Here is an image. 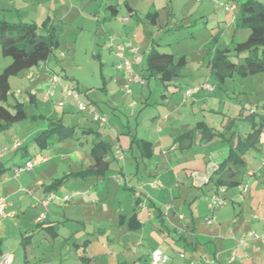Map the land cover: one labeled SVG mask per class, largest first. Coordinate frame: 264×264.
Instances as JSON below:
<instances>
[{"label":"rangeland","instance_id":"374dc122","mask_svg":"<svg viewBox=\"0 0 264 264\" xmlns=\"http://www.w3.org/2000/svg\"><path fill=\"white\" fill-rule=\"evenodd\" d=\"M27 1L0 0V18L11 21L22 19L40 22L45 15L41 16L36 7L27 5L33 3L30 0ZM34 1L32 0V2ZM54 1H63V4L68 7L67 9L70 8L71 12L63 19L64 28L59 34V46L52 50L47 59L48 62L44 65L48 64L50 72L47 73V78L45 77L40 81L48 84L50 76L56 73L61 84L69 85L78 94V100L85 105L86 109L79 110L77 99L64 96L60 84L54 86L55 95L51 96L50 99L44 100L46 89L38 88L35 89L36 99L30 100L28 91L37 87L38 82L40 83L39 79H35V77L41 74L45 75L47 67L34 70L32 79L27 78L25 71L8 78L16 98L24 102L23 106L29 117L0 133V150L3 154L8 152L0 159L3 164L8 166L4 172L12 171V161H23L22 163H24L28 157V155H22L18 152H9L13 141H10L11 138L5 137L6 132L12 135L16 132L14 134L16 137L24 138L22 146L27 147L28 153H34L35 150L32 146H35L36 151L39 150V147H36L37 145L27 138V135L34 129L44 128L45 117H61L62 122L72 126L71 130L76 129L74 134L79 136V140L74 135L59 140L54 136L53 139L48 140L45 148L56 146L55 151L59 158L58 169L60 171H62L61 167L66 164L61 154L66 152L69 146H78L81 150H85L88 157L90 141L97 133L99 137L112 144L106 156L113 159L115 136L121 131L124 132L122 135L125 136L128 131L138 133V135H146L154 147V156L152 157L165 160L170 158L175 162L177 159L174 155L178 156L179 151L174 152L165 149V153H162L163 149L157 142H154V132L164 123H168V121H163L158 124L157 120L165 111L173 109L178 98L182 97V95L180 96L182 94L181 89L178 86L185 87L184 85L187 83L195 86L204 82L215 85V89L209 95L214 96L216 100H209L208 106H204V111L199 112L198 118H192L193 121L194 119L205 120L210 123L213 121L215 126L221 127L219 130H223L225 124L232 123V129L235 131L246 129L249 131L252 126V118L254 117L257 122L264 115V72L253 75L250 77L253 78V82L241 86L244 78L226 79L222 84L216 83L209 75L207 68V61L212 57L216 47L223 44L231 45V42H241L248 34L247 29L240 28L235 31L231 23L233 16L238 12L240 0ZM258 1L264 3V0ZM108 4L116 5L117 13L115 16L112 15ZM129 6L134 9L130 10ZM150 12L151 14L148 15ZM124 17L129 19L124 21ZM135 34L138 35L137 38L134 36ZM129 41L141 49L140 52L143 57L150 50L152 43L159 51L171 52L176 56L184 54L187 64L182 69V74L171 85H165L153 75H148L146 70L143 71L144 77L142 76L144 85L129 81L125 78L126 74L116 68L114 63L116 59L111 54L114 45ZM111 46L113 47L110 48ZM10 61L11 57L4 56L0 46V71ZM250 78L248 77L247 80ZM126 88H129L130 93L124 91ZM140 88L143 91L142 96L140 95ZM57 93L63 97H58ZM164 93L165 95H163ZM9 100L13 101L14 99L10 96ZM59 101H63V104L57 105ZM132 102L135 105L131 104ZM234 105L238 107L235 108ZM91 109L98 115V120L94 121L93 116L95 115L88 112ZM240 111H243L242 114L244 113L245 116L242 117ZM102 119L106 123L99 126L97 122ZM78 141L84 143L81 144ZM170 142L171 140H168V144ZM168 144L165 148H168ZM196 147L200 148V146ZM202 155L203 153L200 152L193 159L195 161H193L194 168L200 172L210 170L201 161ZM244 156L247 161L249 158L257 159L259 153L252 148L247 150ZM124 158L127 162L132 161L127 156ZM24 172L27 171L24 170ZM209 175L212 176L213 173ZM57 177H63L62 172H59ZM111 183L109 191L107 193L102 192L103 196H101V192L97 193L94 190L93 193L88 194L85 199V210L79 218L74 216L76 219L66 220L64 203L53 200L49 206L48 218L54 220L57 227L55 226L53 230L47 233V239L41 232L37 236L36 232L38 233L40 228L36 229V225L33 226V230H29L30 226L28 225L30 224L27 223L29 218L26 213L23 217V226L29 227V229L26 228L25 232L34 235L33 239L25 244L28 247L27 255L22 246L16 247L20 237L19 239L16 237L7 239L1 245L4 250L11 254L13 264H92L90 259H80V251L82 252L86 246L87 249H91L90 251L93 249V254L100 255L98 248H90L91 242H94L97 236H100L101 240H107V236L115 237L117 224L109 227L105 232L97 227H107L108 219L111 218L117 221L116 212L122 213L123 208H127V195L131 194L126 188H123L122 184L121 186L117 185L114 181ZM4 188L3 183H0V189ZM116 193H118L117 196H115ZM23 194L25 195L27 192ZM91 199H95L96 202H91L93 201ZM41 204L43 205V203ZM27 209L28 211L31 210L29 203L25 210ZM45 209L46 207H44V211ZM125 209L124 211H126ZM69 212V215L73 213ZM41 216L43 217V215ZM80 219L86 221L87 227L85 229L82 228V223L77 222ZM95 220H97V224ZM166 229L165 227L164 231V229L158 228L157 231L153 232L152 243L155 245L162 243L165 240L162 234L167 232ZM54 231L57 232V235H53ZM170 235L173 234L170 233ZM73 242H77L78 247ZM184 247L179 244L173 250L178 253L180 251L186 253L187 257L191 255L192 257L188 258L192 261L190 264H200L199 257L192 255L191 249L187 246ZM103 249L104 251L111 250L108 246H104ZM34 252L36 257L32 256ZM177 262L183 264L184 261L179 258ZM93 264H98V262L94 260Z\"/></svg>","mask_w":264,"mask_h":264},{"label":"crops","instance_id":"0c3cea01","mask_svg":"<svg viewBox=\"0 0 264 264\" xmlns=\"http://www.w3.org/2000/svg\"><path fill=\"white\" fill-rule=\"evenodd\" d=\"M30 1L33 4L28 3L27 5L36 7L41 16L45 15V17L49 16L63 21L71 12L70 8L67 9L68 7L63 4V1ZM150 14L151 12L148 13V15ZM231 23L233 25L232 21ZM234 30L236 31L238 29ZM134 36L136 38L138 37L137 34ZM112 47L113 46L110 48ZM140 50L139 48V60H136V54L127 50L124 52V57L131 60L132 74H138L144 77V59L147 53L143 57ZM111 54L116 59V62L113 60L116 64V68L122 73H125V78L128 79V73L124 69L118 67L120 59L114 55V48L111 49ZM47 62L48 61L41 62L42 64L39 63V65L31 68L30 71H25L27 73V78L30 72L32 73V77L28 79L33 78L34 70L44 69L45 67H47L45 69V75H37L35 79H39L40 81L45 77L47 78V73L50 72L48 64L44 66ZM207 68L209 69L208 61ZM252 76L253 75L244 77L241 86L253 82V78H250ZM248 77L250 80H247ZM173 82H170V85ZM56 84H60V89H62V85H67L61 84L60 80L59 83ZM139 84L144 85V83ZM186 85H184L185 87L178 86L179 89H181L182 94H180V96L182 95V97L178 98L175 106L173 105V109L165 111L161 115L160 118L162 120L160 118L157 120L158 124H161L163 121H168V123H164L163 126L159 125L160 127L154 132V142H157L163 149L162 153H165V149L174 152L179 151L178 156L174 155L177 159L175 162L170 158H166L165 160L152 157L154 156V147L151 143L152 141L146 138V135H138V133H130V131H128L125 136L122 135L124 132L121 131L115 136L116 141L113 149V159L108 158L106 156L107 153L105 154V158L109 161L106 173L81 175L78 174L79 171L93 163V155L90 149L88 151V158L85 154V150H81L78 146H69L67 151L61 154L66 164L61 167L62 171H60V169H58V164L60 162L55 151L56 146L47 148H45V146L43 148L39 147L38 151H36L35 146H32L35 152L28 153L27 147L22 146L24 138L21 139L16 137L14 135L16 132L13 135L6 132L5 137L8 139L11 138L10 141H13L10 149L8 148L9 152H18L22 155H28L24 162L32 159H36L37 162L31 169H26L25 171L27 172L23 170L19 175L13 176L14 168L23 164V161H12V171L7 173L4 172L0 175V183H3L5 186V190L0 189V196L5 198L4 212L0 216V238L3 239L2 244L7 239L15 237L19 239L20 237V241H18L16 247L22 246L27 255L28 247L21 243L22 234L27 228L23 226V217H25L26 213L29 218L27 222L30 224L28 225L30 229L29 227L27 228L29 230H33L39 221L46 222L43 228H35L40 230L38 233L36 232L37 236L40 235L41 232L47 239V233L53 230V228L45 226L53 225L57 227L54 220L48 218V212H50L49 206L52 204L51 202L53 200L46 205L41 204V200L44 199L49 192H54L56 194L57 197L54 200H57L58 203H60L58 196L68 195L70 197L63 205L65 206V219L71 220L76 219L74 216H78L79 218L80 214L84 212L86 207L85 199L88 194L93 193L94 190L97 193L101 192V196H103L102 192L107 193L109 191V186L112 184L111 182L114 181L117 185L121 186L122 184L124 189L126 188L127 191L131 192L129 196L127 195V208H123L122 213L116 212L118 215L117 221L111 218L108 219L107 227H97L102 232H105L109 227L117 224L115 237L110 238L107 236V240H101V237L97 236L95 241L91 242L90 248H98L100 255L93 254V249L90 251L91 249H87L86 246L83 248L82 252L80 251V254L84 253L89 256L90 263L93 264L94 260H96L98 264H140L143 262L152 264L151 252L155 249H159L171 257L170 260L163 264H178L177 259L179 258L184 261L182 262L183 264H190L192 261L188 258L191 255L187 257L186 253H181V251L178 253L173 250L175 246L181 244V246H187V248L191 249L192 255H197L199 257L200 264H264V122L262 124V132L258 138V143L250 148H254L256 152L259 153V157L257 159L249 158V160L247 159L246 161L244 156L246 170L242 175L241 183L235 187L226 188L221 195L223 204L210 208L208 206V196L217 188L210 181V178L214 175V171L218 164L228 155L229 145H234L238 138H243L251 129L249 131L247 129L235 131L232 129L231 123L225 124L223 130H219L221 127L218 128L215 126L213 121L210 123L205 120H195L200 116L199 112L202 113L204 111L203 107L208 106V101L216 100V98L209 95L213 90H200L186 97L184 90L190 86H195L190 85V83ZM36 86L37 87H34V89L28 91L29 95L32 94L34 98L33 101L36 99L35 89L40 88L43 90L48 88V84L41 81L40 83L38 82ZM56 95L60 98L63 97L59 93ZM140 95H143L141 88ZM163 95H165V93ZM50 97L51 96L45 95L44 100H48ZM131 104H134V102ZM57 105H59V103ZM234 107L237 108L238 106L234 105ZM88 112L95 115L93 116L94 121L98 120L99 117L95 119L97 114L94 113L93 109ZM242 112L243 111H240V114H242ZM243 116H245L244 113L242 114V117ZM45 118V127L42 129H34L28 133L27 138L34 142V136L37 132L46 128L49 118L61 119V117ZM192 118H195L194 121ZM252 120V123L256 122L254 117ZM201 121L204 122L207 127L206 134H203L199 129H193L190 134L184 135L182 139L179 138L182 133L188 132V130L194 128L197 123ZM105 123L106 122L102 123L101 121L97 122L99 126L105 125ZM72 130V136L74 135V137L79 140V136L74 134L76 129L74 130L73 128ZM89 131H91V129H89ZM54 136L59 140L56 133H54L47 139V142L50 138L53 139ZM95 136L99 137V134L97 133ZM95 136H93V138ZM92 139L90 141V148ZM132 139L148 141L153 152L152 156H143L141 151L142 146H139L137 141H132ZM168 140H171L169 144ZM79 143L82 144L84 142L80 141ZM167 144L168 148H165ZM35 145L37 144L35 143ZM196 146H200L201 149ZM36 147H38V145ZM118 150L123 153L122 159L119 158ZM200 152L203 153L201 161L204 162L206 168L208 167L210 169L208 171L200 172L198 169L194 168L193 159ZM7 154L8 152L3 154L2 150H0V159ZM126 156L132 159V161L127 162L126 158H124ZM191 157L192 159H190ZM59 172H62V176H65L63 181L55 187L56 189H46L47 185L55 178H59L57 177ZM209 172L211 174L213 173V175L210 176ZM154 181L159 182L160 185L152 187L151 183ZM61 184L63 185L60 188ZM243 184L248 185V188L244 191L241 189ZM25 192H27V194L24 195L23 193ZM118 193H116L115 196H117ZM13 198H15V200H12ZM91 202L96 201L94 199ZM28 203L31 207L30 211H28V209L25 210ZM43 206L46 207L45 211ZM165 206H169L168 210H165ZM124 209L126 211H124ZM68 210L73 213L69 215L70 212ZM115 210L117 211V209ZM134 212L140 222V226L136 229H127L125 224L120 223V216H129ZM41 215H43L42 219L37 220ZM207 219H211V222L208 223ZM77 222L80 224L82 223L83 229L87 227L84 219H80ZM96 222L97 220H95V223ZM165 227L167 228V232L162 234L165 240L159 245L152 243V233L157 231L158 228L161 230L164 229L165 231ZM248 231L254 232L256 236L247 239L245 242H240L239 239L241 236L246 232L248 233ZM170 233L174 236L170 235ZM33 236L32 234V237L25 243H29L33 239ZM73 243L75 246L78 245L77 242ZM104 246H108L111 250L107 249L104 251ZM234 248H236V258L229 262L228 257ZM4 252L7 251L3 249V253ZM32 254L33 257H36L35 252Z\"/></svg>","mask_w":264,"mask_h":264},{"label":"trees","instance_id":"16d2710c","mask_svg":"<svg viewBox=\"0 0 264 264\" xmlns=\"http://www.w3.org/2000/svg\"><path fill=\"white\" fill-rule=\"evenodd\" d=\"M108 8L115 16L116 5L108 4ZM129 9L133 10L130 6ZM232 22L234 29H247L248 34L241 42H231V46L230 44L219 45L214 49L212 57L208 60V65L211 77L218 84H222L226 79L235 80L264 72V3L258 0H240L238 12L233 16ZM63 28L64 21L49 16L40 22L22 19L11 21L0 18L1 52L4 56L11 57V61L0 71V133L29 117L24 109V102L15 97L8 78L22 71H30L39 63L47 61L52 50L60 44L59 34ZM144 60V70L149 73L148 75H153L165 85L180 76L182 69L187 64L184 54L176 56L171 52L159 51L153 43ZM10 96L14 99L13 101L9 100ZM33 99L30 94V100L33 101ZM263 122L264 115L257 123H252L251 130L243 138H238L234 145H229L228 155L218 164L214 175L210 178L216 187L231 188L241 183L242 175L246 170L244 154L258 143ZM193 129H199L203 134L207 133L206 125L201 121L188 132L182 133L179 138L182 139L184 135L190 134ZM54 133L59 139L72 136V130L64 125L60 118H49L46 128L37 132L33 140L38 147L43 148L46 146L47 139ZM135 140L139 146H142L143 156H152L153 152L148 141L132 139V141ZM110 147V142L95 136L90 148L93 163L76 173L81 175L105 174L109 166L105 154ZM7 167L0 162V175ZM64 177L55 178L47 185L46 189H56L55 187L63 181ZM119 221L121 224H125L127 229H136L140 226L135 212L129 216L121 215ZM45 223V221H39L36 227L43 228ZM45 227L54 228L55 226L47 225ZM55 234L56 231L53 235ZM30 237L32 234L23 233L21 243L26 244L25 242ZM2 241L3 239L0 238V256L3 253ZM80 258L89 259V256L82 253Z\"/></svg>","mask_w":264,"mask_h":264},{"label":"built area","instance_id":"2783aa9c","mask_svg":"<svg viewBox=\"0 0 264 264\" xmlns=\"http://www.w3.org/2000/svg\"><path fill=\"white\" fill-rule=\"evenodd\" d=\"M127 17H124L123 20L126 21ZM125 50L132 52L133 54H136V60L140 59L139 56V48L135 45L132 44L131 41L126 42L124 44H116V46H114V55L119 58L120 62L118 64L119 68L124 69L127 73H128V80L132 81V82H139L141 84L144 83L143 78L138 75V74H132V67H131V60H128L126 57H124V52ZM32 77V73L30 72L28 75V78ZM59 82V76L56 73H53L50 78H49V82H48V88L46 89V95L47 96H52L55 94V92L53 91L54 89V85L56 83ZM215 89V85L204 82L201 83L200 85L197 86H193V87H188L184 90V93L186 95V97L191 96L193 93L198 92L200 90H206V91H212ZM62 93L64 94V96L67 97H73L74 99L78 100V94L76 92L73 91L72 88L69 87V85H62ZM125 92L129 93L130 90L129 88L124 89ZM79 101V100H78ZM63 101L59 102V105H62ZM79 110H85V105L82 104V102L79 101ZM98 117V115H96L95 119ZM102 123L105 122L104 119L101 120ZM119 153V158L122 159L123 157V153L118 150ZM37 162L36 159H32V160H27L26 162H24L21 165H18L14 168V175L13 176H17L20 174V172H22L23 170L26 169H31L32 166ZM264 164V162H263ZM158 185H160L159 182L154 181L153 183H151L152 187H157ZM248 188L247 184H243L241 186V189L244 191ZM226 190L225 186H219L217 187V189L212 192L209 196H208V206L210 208H214L217 206H220L223 204V198H222V193ZM56 194L54 192H49L47 194V196L41 200V203L43 204H47L50 201L54 200L56 198ZM59 202L60 203H64L67 202L70 197L68 195H60L58 196ZM5 198L0 196V216L3 214L4 212V206H5ZM169 206H165V210H168ZM42 216L38 217L37 220H41ZM207 222L210 223L211 219H207ZM254 236H256V234L252 231H248V233H244L241 238L239 239L240 242H245L247 239L253 238ZM236 248L233 249V251L230 253L229 257H228V261H233L236 258ZM170 256L166 255V253H163L161 250L159 249H155L151 252V263L152 264H163L165 262H167L168 260H170ZM0 264H12V256L10 253L8 252H4L2 253V255L0 256Z\"/></svg>","mask_w":264,"mask_h":264}]
</instances>
